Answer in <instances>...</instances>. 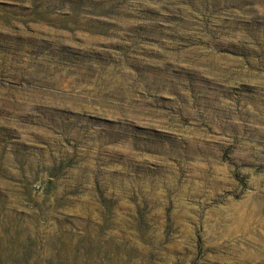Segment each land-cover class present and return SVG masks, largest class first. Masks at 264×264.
Segmentation results:
<instances>
[{
	"label": "rangeland",
	"instance_id": "1",
	"mask_svg": "<svg viewBox=\"0 0 264 264\" xmlns=\"http://www.w3.org/2000/svg\"><path fill=\"white\" fill-rule=\"evenodd\" d=\"M0 264H264V0H0Z\"/></svg>",
	"mask_w": 264,
	"mask_h": 264
}]
</instances>
